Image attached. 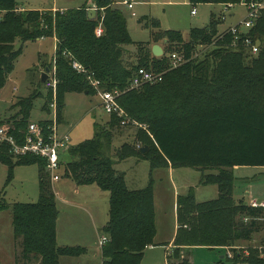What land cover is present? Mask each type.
Here are the masks:
<instances>
[{
  "label": "trees",
  "instance_id": "trees-1",
  "mask_svg": "<svg viewBox=\"0 0 264 264\" xmlns=\"http://www.w3.org/2000/svg\"><path fill=\"white\" fill-rule=\"evenodd\" d=\"M117 1L93 0L99 9L96 21L88 17L86 6L16 13L20 9L17 0H0V11H4L0 15V92L26 43L54 39L59 116L69 94L95 95L92 80L99 82L103 90L119 93L118 103L126 117L114 114L106 125L96 124L94 137L71 147L70 161L65 163L66 179L77 186L97 185L110 193V221L105 227L109 243L102 248V264H142L147 248L156 245L152 174L168 167L199 170L203 173L200 185L217 186L219 191L217 199L205 202L196 201L194 188L187 195L178 196L176 253L171 264H193L189 256L181 258V251L196 247L229 249L225 258L215 264H264L263 246L243 249L240 245L264 230V209L234 197L235 168L264 167V12L247 33L262 43L257 56L242 44L234 47L231 34L220 39L222 22L213 16L210 25L192 29L188 37L178 31H163L158 21H152L151 26L158 29L152 35V46L146 51L145 45L150 43L138 45V62L126 64L123 47L134 41L124 11L115 7ZM190 2L237 5L239 0ZM101 19L103 34L98 37L96 29ZM160 43L164 44L165 56L156 58L152 48ZM199 47L208 49L202 59L173 69L156 86L130 89L140 68L153 72L168 68L167 54L171 49L191 59ZM72 62L81 64L85 72L74 70ZM38 96L34 93L17 103L20 117L17 115L9 126L20 141L28 131ZM125 118L128 126L136 127V136L131 145L117 148L113 155L115 132ZM39 124L46 132L51 126L47 121ZM146 147L148 150L143 153ZM131 158L150 163L149 183L140 190L130 189L125 175L117 169L119 163ZM0 161L12 175L15 160L5 146L0 147ZM16 161L18 165L38 163L42 172L46 170V161L39 157ZM40 189L38 203L16 204L13 208L14 237L24 259L60 264L63 256L83 255L85 250L80 247L58 246L56 193L45 178L41 179ZM5 208L0 193V210Z\"/></svg>",
  "mask_w": 264,
  "mask_h": 264
},
{
  "label": "rangeland",
  "instance_id": "rangeland-1",
  "mask_svg": "<svg viewBox=\"0 0 264 264\" xmlns=\"http://www.w3.org/2000/svg\"><path fill=\"white\" fill-rule=\"evenodd\" d=\"M123 1L125 0H118L115 7L124 11L129 33L134 41L133 45L123 47V58L126 64L138 62L140 56L138 45L150 43L145 45L146 51L152 46V35L158 31L151 26L152 21H158L163 31H178L188 37L192 29H202L210 25L213 16L222 22L219 26L220 34L228 30V27L239 25L247 16L246 8L242 5L232 8L229 14H225L223 21L221 15H223L224 7L222 5H194L190 0H133L135 2L134 9H129L122 4ZM17 3L20 9L15 10L16 13L23 11L22 9L29 11L70 10L86 6L88 7V17L91 20L99 21V9L93 0H17ZM194 9L197 11L196 15H192ZM133 13L136 15L134 16ZM3 14L4 11H0L1 17ZM230 14L233 16L230 17ZM148 22H150L149 26H147ZM99 27L103 28V19L100 20L97 29ZM241 30L245 31L244 28ZM56 44L54 39H41L24 45L22 55L15 62L14 71L0 92V121L12 125L11 122L20 111V107L17 105L18 101L37 93L39 96L34 102L29 122L47 121L51 123L53 93L45 84L41 83V79L46 68H50L51 72L57 71L56 60L54 61ZM158 45L164 47V44ZM171 50L173 51L168 54L180 53L183 55L175 48ZM207 51L208 49L199 47L190 60L202 59ZM167 61L169 62L168 68L162 71L165 75L173 70L170 57L167 58ZM51 63L53 66L50 65ZM72 63L74 68V62ZM91 85L96 92L95 95L69 94L65 100L66 104L64 101L61 116L58 114L61 117H58L59 133L63 136H70V147L92 139L95 134V125H106L114 115L105 112L102 107V94L107 90H103L100 83L95 80L91 81ZM156 85L149 84V86ZM146 86L135 90H141ZM49 94H51V100L48 101ZM135 136V126L121 124V128L115 132L113 155L116 154L117 148L123 147L125 144L131 145ZM139 147L137 146V148ZM61 157V179L58 182L51 180L47 170L42 172L38 163L18 165L14 158L16 167L11 175L7 165L0 161V193L6 204V208L0 210V264H39L33 259H24L21 245L20 243L18 245L15 240L13 208L16 204H36L40 201L42 178L51 181L56 193V205L59 211L58 246L62 248L80 247L85 250V253L79 257H61L60 264H101L100 240L106 236L105 227L110 221V193L103 191L97 185L77 186L71 180L66 179L64 175L65 163L70 161L68 150H64ZM117 169L125 175L127 186L130 189L140 190L149 183L151 168L147 160L131 158L119 163ZM234 173L236 178L234 197L237 201H243L246 204L255 200L264 201V167H240L235 168ZM202 174L201 171L191 168H178L173 171L161 168L153 172L158 230L156 241L158 239L161 241L162 237H166L169 242L172 238L176 224V200L174 201V199L177 190L180 193H185L193 187L199 188L195 191L197 202L218 198L217 186L200 185ZM240 245L243 249L264 247V230L255 234L252 241L243 242ZM169 251L172 249L169 248ZM224 254L221 251L199 248L194 251L193 256L195 264H215L221 260ZM142 264H171V262L168 257L166 258L165 247L156 243L145 251Z\"/></svg>",
  "mask_w": 264,
  "mask_h": 264
},
{
  "label": "built area",
  "instance_id": "built-area-1",
  "mask_svg": "<svg viewBox=\"0 0 264 264\" xmlns=\"http://www.w3.org/2000/svg\"><path fill=\"white\" fill-rule=\"evenodd\" d=\"M123 5L129 9H134L135 2L133 0H125ZM237 5H242L246 8V19L239 25L229 27L228 30L221 33L220 39L225 38L226 35L231 34L233 36V46L237 47L238 44H242L253 56H257L260 51V47L257 45L258 41H255L251 37L247 36V33L255 26L260 15L264 12V0H239ZM234 4L223 5V15L221 18L225 20V14H229L230 10L234 8ZM197 11L194 9L192 15H196ZM135 16L136 14L133 13ZM244 28L243 32L241 29ZM103 28L97 29V35L102 36ZM204 48V47H203ZM170 57V63L172 69L187 64L190 59H186L185 55L180 53L168 54ZM74 69L78 72H85L83 66L79 63H74ZM165 73L153 72L144 68H140L130 82V89H137L144 85L158 84L163 81ZM46 87L53 93V101L51 103L52 117L51 126L48 127V132L45 128L36 122H29L28 131L22 141L17 139L11 132V127L8 124H0V147H7L9 153L16 159L35 156L42 158L46 161V170L50 174L53 182H58L61 179L60 171L62 168L61 154L64 150H69L70 136L60 135L58 121V105H57V85L58 79L56 77V70L50 72L49 79L46 82ZM118 92H105L102 94V107L103 110L109 114H116L120 118L126 117L125 111L118 103ZM126 118L123 120L122 125H127ZM250 205L254 208L264 209V201H251ZM109 243V238L104 236L100 240V246L103 248ZM229 256L232 257L231 254Z\"/></svg>",
  "mask_w": 264,
  "mask_h": 264
},
{
  "label": "crops",
  "instance_id": "crops-1",
  "mask_svg": "<svg viewBox=\"0 0 264 264\" xmlns=\"http://www.w3.org/2000/svg\"><path fill=\"white\" fill-rule=\"evenodd\" d=\"M223 6V5H222ZM22 10H24V9H22ZM54 11H57V10H54ZM230 17H232L233 15L232 14H230L229 15ZM229 28V27H228ZM168 169L169 170H171V171H173L174 169L173 168H171V167H168ZM157 170V169H156ZM194 188V187H193ZM195 189V191L196 190H198L197 188H194ZM183 190V189H182ZM191 190V189H190ZM190 190H188V191H186L187 193H189V191ZM183 192H185V191H183ZM180 193V191L178 192V190L176 191V193H175V199H174V201L176 200V202H175V217H176V220H175V227H174V232H173V234H172V238L170 239V241L169 242H167V240H166V237H162V239H161V241H160V239H158V241H156V238L158 237V230H157V236H156V238H155V244L157 243L158 245H163L164 247H165V254H166V258L168 257V258H170V257H173L172 259H170V262H174V259H175V253H176V248H175V246H174V240H175V237H176V234H177V231H178V222H177V198H178V196H181L182 194L183 195H187V193ZM155 205H156V201H155ZM152 246H150L149 248H151ZM149 248H147V250L149 249ZM169 248H171L172 249V251H169ZM200 247H196V248H190V249H183L182 251H181V258L182 259H184L186 256H189V259L191 260V262L193 263V264H195V262H194V251H196V249H199ZM215 251H221V252H223V253H225V254H228L229 253V249H216ZM225 254H224V256H225ZM101 255H102V253H101ZM224 256H222V258H221V260L222 259H224L225 257ZM144 258H145V256H144ZM144 260V259H143ZM176 261V260H175ZM103 263V259H102V262H101V264Z\"/></svg>",
  "mask_w": 264,
  "mask_h": 264
},
{
  "label": "water",
  "instance_id": "water-1",
  "mask_svg": "<svg viewBox=\"0 0 264 264\" xmlns=\"http://www.w3.org/2000/svg\"><path fill=\"white\" fill-rule=\"evenodd\" d=\"M261 44H262L261 41L257 42L258 46H261ZM152 53H153L154 57H156V58H161L165 54L163 47L160 45H154L152 48ZM50 72H51L50 68H46L45 72L43 73L42 79H41V83L43 85L46 84L47 80L49 79ZM147 150H148V148L146 147V148L142 149V152L144 153Z\"/></svg>",
  "mask_w": 264,
  "mask_h": 264
}]
</instances>
